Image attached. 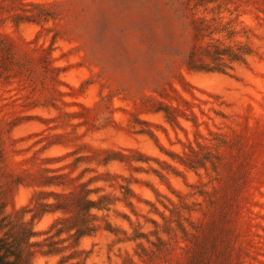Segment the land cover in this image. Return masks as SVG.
I'll return each mask as SVG.
<instances>
[{
  "label": "rangeland",
  "instance_id": "rangeland-1",
  "mask_svg": "<svg viewBox=\"0 0 264 264\" xmlns=\"http://www.w3.org/2000/svg\"><path fill=\"white\" fill-rule=\"evenodd\" d=\"M214 45L251 55L189 71ZM24 211L32 264H264V0H0V213ZM58 219L87 235L45 257Z\"/></svg>",
  "mask_w": 264,
  "mask_h": 264
},
{
  "label": "trees",
  "instance_id": "trees-1",
  "mask_svg": "<svg viewBox=\"0 0 264 264\" xmlns=\"http://www.w3.org/2000/svg\"><path fill=\"white\" fill-rule=\"evenodd\" d=\"M205 57L210 60L214 65L208 68H199L195 66H188L191 72H219L225 73L227 69H231L230 65L234 63H240L245 61V57L251 55L249 50L240 48L234 50L229 47H222V45L208 47L204 49ZM189 61L193 62V54L189 56ZM49 187H64L62 184L56 182H48L46 184ZM55 197H59L57 194H53ZM88 208L86 211L90 213L94 209L101 210L95 202L87 201ZM45 207H49L52 210L50 212H44L43 216L49 213H57L63 209L56 204H46ZM22 217H14L12 215H6L0 213V264H32V257L35 255L34 247H39L42 243H33V239L37 237V233L32 227L31 223L25 221L27 212ZM39 214L33 217L35 221L39 218ZM64 219L56 220L51 226L50 230L46 232L50 234L54 229H57L55 236H49L45 241L44 247L48 250L41 252L45 257H58L61 256L64 250L62 246L64 240L55 241L56 237H62L63 234L67 233L71 237L73 231H76V236L80 239L87 235L81 230V228H58L64 223ZM91 229V228H89ZM66 258L62 257L58 264H66Z\"/></svg>",
  "mask_w": 264,
  "mask_h": 264
}]
</instances>
